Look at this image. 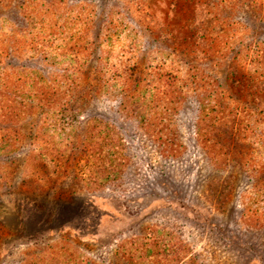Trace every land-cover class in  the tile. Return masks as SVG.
Masks as SVG:
<instances>
[{"label":"rangeland","instance_id":"rangeland-1","mask_svg":"<svg viewBox=\"0 0 264 264\" xmlns=\"http://www.w3.org/2000/svg\"><path fill=\"white\" fill-rule=\"evenodd\" d=\"M0 264H264V0H0Z\"/></svg>","mask_w":264,"mask_h":264},{"label":"trees","instance_id":"trees-1","mask_svg":"<svg viewBox=\"0 0 264 264\" xmlns=\"http://www.w3.org/2000/svg\"><path fill=\"white\" fill-rule=\"evenodd\" d=\"M219 201V200H218Z\"/></svg>","mask_w":264,"mask_h":264}]
</instances>
